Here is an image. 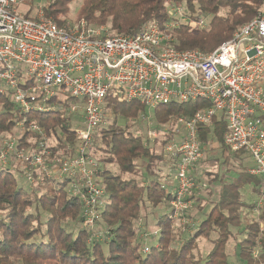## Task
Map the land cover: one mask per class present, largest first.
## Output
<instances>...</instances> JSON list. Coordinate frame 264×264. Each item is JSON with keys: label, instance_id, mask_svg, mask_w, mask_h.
Instances as JSON below:
<instances>
[{"label": "trees", "instance_id": "obj_1", "mask_svg": "<svg viewBox=\"0 0 264 264\" xmlns=\"http://www.w3.org/2000/svg\"><path fill=\"white\" fill-rule=\"evenodd\" d=\"M72 1L49 0L43 7L45 16L64 26L67 22L62 17L68 13ZM176 4L182 5L189 22L170 15V7ZM263 11L264 0H83L78 22L84 20L94 28L107 27L112 37L134 36L153 22L161 27L179 22L170 31L175 47L208 53ZM25 17L34 18L30 12ZM202 20L205 27L190 24ZM53 101L55 109L50 112L23 116L11 95L0 94V142L15 137L18 148L37 149L41 138L28 131L37 124L47 137L50 154L45 158L49 165L54 159L75 156L80 141L75 135L76 115L70 108L75 104L82 107V103L72 98ZM207 106L206 101H195L156 107L153 111L157 125H168L169 129L151 144L133 135L131 124L122 127L117 122L119 118L127 121L139 118L146 111L145 106L113 97L106 99L105 113L112 120L95 132L90 150L97 164V182L105 190L94 228L83 226L82 199L68 189L72 179L48 178L33 170L35 183L25 188L18 181V175L25 176L21 164L12 161L8 167L0 168V264H229L226 246L231 241L236 242L245 264H264V209L257 219L245 217L243 221L246 211L257 207L261 185V179L251 175L248 167L241 166L237 178L229 181L225 178L229 169L221 176L207 172L211 187L220 179L218 199L209 211H205L203 199H199L200 204L194 206L196 213L188 211L183 215L191 221L203 215L197 227L193 224V228L185 225L183 231L174 229L169 211L172 193L159 178L165 177L162 174L168 166L170 176H175L176 166L168 160L164 148L175 138L177 118H191ZM23 117L27 119V128L17 133L16 125ZM226 131L223 119L200 128L203 152L217 143L222 152L235 157L246 155L229 152L223 140ZM214 162L216 165L217 160ZM107 166H115L117 170ZM192 178L197 185L198 180ZM248 185L252 186V195H257L253 204L241 193ZM195 194L196 190L192 198ZM157 210H164L155 222L159 229L157 245L147 246L148 218ZM214 233L217 238H211ZM239 236L242 240L238 241ZM201 239L209 240L212 249L205 258H195L193 252L199 249ZM144 248L148 251L144 252Z\"/></svg>", "mask_w": 264, "mask_h": 264}, {"label": "built area", "instance_id": "obj_2", "mask_svg": "<svg viewBox=\"0 0 264 264\" xmlns=\"http://www.w3.org/2000/svg\"><path fill=\"white\" fill-rule=\"evenodd\" d=\"M22 2L0 0V94L11 95L23 116L50 112L55 109L54 98L81 102L82 107L70 108L76 115L80 145L72 158L54 159L49 165L47 137L34 124L28 131L40 136L37 149L18 148L15 137L3 139L0 168L12 161L21 164L31 187L33 170L48 178L72 179L71 193L84 204L83 226L94 228L105 190L97 182V164L90 150L95 132L107 125L106 99L139 102L153 110L171 103L206 101L209 106L191 118L176 119L178 140L174 138L164 148L176 166L171 191L174 218L184 220L183 215L195 205L192 197L197 185L192 174L204 158L200 128L222 119L227 125L224 145L230 153L248 155L253 161L249 173L261 179L254 209L259 214L264 208V11L206 53L175 47L170 31L179 22L163 27L153 22L134 36L112 37L104 27H90L84 20L60 26L45 16L44 8L34 18L20 16ZM169 13L189 22L182 5L171 6ZM190 24L202 28L206 23ZM26 123L23 117L16 128L23 132ZM148 138L154 142L160 135L153 130Z\"/></svg>", "mask_w": 264, "mask_h": 264}, {"label": "rangeland", "instance_id": "obj_3", "mask_svg": "<svg viewBox=\"0 0 264 264\" xmlns=\"http://www.w3.org/2000/svg\"><path fill=\"white\" fill-rule=\"evenodd\" d=\"M83 0H73L71 4L69 5V11L65 15V17H62V20H65L67 24L70 23H79V9L82 5ZM49 0H23L21 3L19 9H18V14L20 16L26 15L27 12H30V16L36 17L37 11L39 8H43L44 6L47 5ZM184 10V9H183ZM105 29L108 31V28L105 27ZM110 35L111 33L108 32ZM154 111L153 109L146 108V111L137 119L133 121H127L124 120L123 118H119V121L117 122L120 124V126L125 127L126 124L132 125L130 128V132L135 135V136H140L144 140V142L149 141V143L153 144V141H150L148 138V133L149 131H157L159 135L161 136L163 133L166 132L167 127L166 126H158L154 117ZM114 118V117H113ZM112 120V116L110 114L107 115V120L106 124H108ZM17 133H21L22 129L17 128ZM180 136V135H179ZM176 139V136H175ZM178 139H176L177 141ZM204 153V158L203 161L200 162L198 166V171L195 172V178L198 180L197 183V194H195V198H193L194 201V206H198L200 204L199 198L203 199V205L205 206V211H209L210 206L212 203L217 200V192L219 190V183L220 179L218 181L214 182V186L211 187V184L209 183V177H206L207 172H214V173H219L220 176L225 173L227 169L230 171L226 173V180L229 181L231 179L237 178L239 171L242 169V167H251L253 165V161L248 155H241V157H235L227 152H222V149L218 146L217 143H213L212 149H209L208 151L203 152ZM213 160V161H212ZM215 160H217V164L215 165ZM228 161L227 165L224 164V161ZM242 166V167H241ZM171 166H168L164 170L165 177H170L172 176V172L170 169ZM107 168L115 171L117 170V167L115 166H107ZM162 174V175H164ZM169 175V176H168ZM171 175V176H170ZM213 176V175H212ZM165 177L159 178V181L167 185L170 181L166 179ZM213 180V179H212ZM18 181L21 186H24L25 188L29 187V183L26 181L25 176L23 175H18ZM209 183V184H208ZM210 186L209 188L206 189L207 185ZM68 189L71 191V185L69 184ZM175 188H173L171 191L173 192ZM241 193L243 194L245 200L248 203L255 202L257 200V195H252V186H246ZM209 202V204L207 203ZM208 204V205H207ZM168 207V206H167ZM169 211L171 209V203L169 204ZM264 209V208H263ZM190 211L196 213L197 209L193 208ZM263 210L259 209V214H256L253 211L247 212L243 215V221L245 217H247L248 220H253L257 219V217L260 215V213ZM164 210H157V213L154 214V216L149 217L148 219V228L147 229V235L145 237L147 238V246L151 245H157V235L155 233L159 231L158 228L155 227V222L160 214H162ZM201 216V217H200ZM171 219L173 220V226L174 229H180L183 231V228L186 229L185 225H191L193 228L194 226H198L200 221L204 218L203 215H199L197 221H191L190 219L188 220L187 218L184 217V220H176L174 218L173 212L171 213ZM197 218V217H196ZM178 227V228H177ZM155 237H152V236ZM183 236H185L183 234ZM149 238V240H148ZM211 238H217V234H213ZM242 240V236H239L238 239ZM199 249L193 252V255L195 258L201 257L205 258L208 253L212 249V244L209 240L207 239H201L198 242ZM237 244L235 241H231L228 243L226 246V252L229 256V264H245L243 260L240 259L239 257V250L236 248Z\"/></svg>", "mask_w": 264, "mask_h": 264}, {"label": "crops", "instance_id": "obj_4", "mask_svg": "<svg viewBox=\"0 0 264 264\" xmlns=\"http://www.w3.org/2000/svg\"><path fill=\"white\" fill-rule=\"evenodd\" d=\"M203 161V160H202ZM201 161V162H202ZM200 165V164H199ZM198 165V166H199ZM198 166H197V168H196V170H195V172L196 171H198ZM250 168V167H249ZM164 175H166V174H164ZM193 176H195V173L193 172V174H192ZM169 176V175H168ZM166 179H168L170 182L166 185L170 190H172L174 187H175V176H173V177H165ZM209 184V183H208ZM207 185V184H206ZM208 187H210V186H206V189L208 188ZM199 199H201V198H199Z\"/></svg>", "mask_w": 264, "mask_h": 264}]
</instances>
